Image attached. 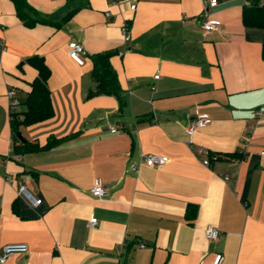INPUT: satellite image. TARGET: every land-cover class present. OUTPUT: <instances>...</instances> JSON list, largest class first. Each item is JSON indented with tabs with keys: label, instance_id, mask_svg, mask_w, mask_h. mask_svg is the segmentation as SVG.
Returning <instances> with one entry per match:
<instances>
[{
	"label": "crops",
	"instance_id": "crops-1",
	"mask_svg": "<svg viewBox=\"0 0 264 264\" xmlns=\"http://www.w3.org/2000/svg\"><path fill=\"white\" fill-rule=\"evenodd\" d=\"M253 1L219 0L209 13L221 25L206 31L203 0H29L51 21L34 27L0 0V253L29 246L0 264H209L218 252L223 264H264V27L243 18ZM72 40L85 46L83 65ZM105 51L125 105L88 97L92 55ZM35 54L51 69L55 114L15 141L7 92L26 109L38 70L23 61ZM202 114L211 124L188 133ZM149 154L171 161L151 167ZM96 181L106 195L91 193ZM209 225L218 239L206 238Z\"/></svg>",
	"mask_w": 264,
	"mask_h": 264
},
{
	"label": "trees",
	"instance_id": "trees-1",
	"mask_svg": "<svg viewBox=\"0 0 264 264\" xmlns=\"http://www.w3.org/2000/svg\"><path fill=\"white\" fill-rule=\"evenodd\" d=\"M15 4L18 16L23 20L27 27H34L38 23H47L51 21L42 16L36 17L34 7L29 0H12ZM261 0H254L252 5L244 10V22L248 25L264 27V6L259 5ZM71 14V13H70ZM69 14V15H70ZM113 51L99 52L92 55L93 70L92 77L95 86L88 93V97L98 95H114L117 96L121 103L125 105V101L121 98V84L118 74L112 65L111 57ZM24 63H28L38 70L37 77L30 82V90L27 94L24 104L25 110H17L11 112L13 139L20 141L17 133L22 126L33 125L45 121L55 114V109L52 103L51 90L48 85L51 76V69L48 66L43 55L35 54L28 57ZM28 151H36L42 148L53 146L51 142L44 146L38 143L27 142L23 144ZM219 157V155L217 154Z\"/></svg>",
	"mask_w": 264,
	"mask_h": 264
},
{
	"label": "built area",
	"instance_id": "built-area-1",
	"mask_svg": "<svg viewBox=\"0 0 264 264\" xmlns=\"http://www.w3.org/2000/svg\"><path fill=\"white\" fill-rule=\"evenodd\" d=\"M126 0H112L113 5H120L121 3L125 2ZM205 4L204 12L202 14V26L206 31H213L217 30L221 25V21L212 18L211 14L209 13L210 8L215 7L218 5L219 0H203ZM250 4V3H249ZM252 5V3L250 4ZM259 5L264 6V0H261ZM123 35L125 42H128L131 39V34L129 32L128 24L123 26ZM87 51L85 46L75 40L69 42V55L73 60H75L78 64L83 65L85 63V55ZM160 75L156 74L155 78H159ZM7 97L9 100V108L11 112H15L18 110L19 101L17 99V90L15 87L9 88L7 92ZM212 119L207 115H199L193 119H191L186 127L188 133H194L196 130L206 127L207 125L211 124ZM110 129L112 132H120V128L116 125H111ZM200 153H204L207 155V158L203 160V164L206 166L211 165V158L212 155L207 150H199ZM213 157H218L217 155H213ZM171 160L166 156L160 155H152L149 154L144 157V162L148 166L151 167H162L166 165ZM132 169L136 172H139V166H134ZM225 179H228V176H224ZM12 181V180H9ZM19 190L18 193L22 196L32 207H37L42 203V199L36 197L26 186V184L22 181L19 182ZM91 193L94 196L102 197L108 193V188L104 186L100 181H96L95 185L91 189ZM98 223L97 218L90 219V226H96ZM206 238L210 241L216 240L219 238L220 230L215 225H209L205 229ZM29 251V246L25 243H10L6 244L2 252L0 253V263H4L7 259L13 255L27 253ZM225 261V255L222 252H218L214 258V260L209 264H223Z\"/></svg>",
	"mask_w": 264,
	"mask_h": 264
},
{
	"label": "water",
	"instance_id": "water-1",
	"mask_svg": "<svg viewBox=\"0 0 264 264\" xmlns=\"http://www.w3.org/2000/svg\"><path fill=\"white\" fill-rule=\"evenodd\" d=\"M17 135H18V137H19V139H20L21 141H23V142L26 141V139L24 138V136H23V134L21 133V131H18Z\"/></svg>",
	"mask_w": 264,
	"mask_h": 264
}]
</instances>
